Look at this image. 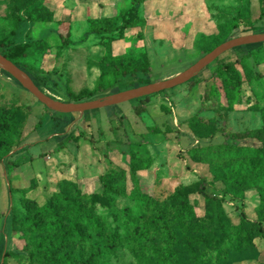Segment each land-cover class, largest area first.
I'll return each instance as SVG.
<instances>
[{"label": "rangeland", "instance_id": "rangeland-1", "mask_svg": "<svg viewBox=\"0 0 264 264\" xmlns=\"http://www.w3.org/2000/svg\"><path fill=\"white\" fill-rule=\"evenodd\" d=\"M132 7L131 0H0V43L14 35L18 43L35 41L20 64L40 81L45 94L76 103L68 92L77 95L94 87L109 41L113 56L136 63L145 57L151 68L150 74L139 72L119 80L111 90L116 94L119 89H134L183 73L224 42L237 16L250 25L242 36L264 33L259 0H141L137 13L144 23L126 30L122 38L118 32L106 39L92 32L93 23L101 18H112L120 26L122 14ZM258 45L235 48L221 56L220 62H229L231 75L240 82L221 71L218 74L214 63L196 76L195 83H185L146 101L87 111L81 119L50 111L0 69V133L5 128L6 112L21 121L15 126L19 129L17 143L0 157V258L8 250L6 264H33L29 254L42 237L27 223L40 206L55 197L58 184L70 180L86 194L101 192L100 176L112 170L128 173L126 163L134 157L151 162V167L137 173L139 185L127 174L118 185L124 196L112 199L109 209L96 206L98 214L107 218V235L119 229L122 236L131 238L142 230L144 220H152L143 213L145 207L139 198L145 196L157 209L169 213L177 207L171 196L183 190L197 214L203 216L198 222L205 231L190 230L194 236L223 229L234 234L243 216L264 227L259 190L235 195L216 178L214 164L195 163L188 155L198 144L224 141L222 133L210 136L208 126L227 132L263 128L264 49L255 52ZM212 73L217 75L211 78ZM137 107L144 111L137 113ZM69 137L66 145L55 151V142ZM203 179L208 184L199 193ZM207 194L218 200L207 202ZM114 213L120 214L121 221ZM124 214L138 225L131 226ZM217 215L223 219L221 227ZM252 244L258 256L233 264H264V239L256 238ZM146 245L156 246L157 241ZM190 249L191 245L181 252L176 249L170 263L217 264L214 258L203 263L201 258L206 254L198 249L199 259L193 260ZM91 250L99 258L97 264H146V260L158 264L154 255L140 259L126 242L119 246L95 242ZM74 252L79 254L83 249L78 246Z\"/></svg>", "mask_w": 264, "mask_h": 264}, {"label": "trees", "instance_id": "trees-1", "mask_svg": "<svg viewBox=\"0 0 264 264\" xmlns=\"http://www.w3.org/2000/svg\"><path fill=\"white\" fill-rule=\"evenodd\" d=\"M259 1L263 5L261 19L264 23V0ZM131 2L133 7L122 14V24L120 26H117L112 18H101L93 23L92 32L103 39L118 32L119 37L122 38L126 30L143 24L142 18L137 13V6L141 0H131ZM248 27L250 25L241 16H237L230 23L229 33L224 42L242 36V32ZM34 44L36 42L33 40L18 43L14 35L11 40L0 43V54L25 71L20 64V60L28 55L29 49ZM105 47L106 56L101 61V74L97 78L94 87L92 89L85 88L77 95L68 92L74 102L99 99L100 97H95L97 94H105L104 97L109 96L113 94L111 90L119 80L134 76L139 72L151 73V68L147 65L145 57L141 62L136 63L133 60H127L124 56H113L110 41L105 44ZM247 47L249 46H242L238 49ZM263 49L264 43H259L255 52L260 53ZM248 55L250 56L251 52H248ZM221 56L214 62L217 63V73L219 74L221 71L224 76L240 82L237 76L231 75L230 63L220 62ZM211 65L206 67L200 74L210 70ZM27 74L43 91L40 81L33 78L29 73ZM216 75V73H212L209 76L212 78ZM196 79L195 77L187 83H195ZM127 89H119V92ZM150 97L141 98L138 101H146ZM229 107L230 105L227 106V109ZM143 111L144 108L137 107V113ZM5 115L7 117L5 128L0 133V157L12 151L18 141L17 133L19 129L15 126L21 124V121L17 120L13 113L6 112ZM73 115L78 118L85 116H80L77 113ZM262 117L263 128L253 130L227 132L223 128L213 130L211 126H208L210 136L222 133L224 141L221 144H198L188 151V155L193 162L214 164L216 178L235 195L253 189L259 190L261 218L264 212V108L262 109ZM69 140L70 137L64 141L61 138L56 141L55 151L62 149ZM126 164L129 169L128 173L112 170L110 173L100 176L102 191L98 193L86 194L77 183L70 180H63L58 184V192L55 197L40 206L27 223L33 233L42 237V241L29 254L30 263L97 264L99 261L97 254L92 253V250L89 251L90 248H93L95 242H109L112 246H119L126 242L127 245H132L134 252L139 254L140 259L154 255L158 264H171V259L177 255L176 249L178 252L188 250L189 245H191L190 256L195 261L199 259L196 249L206 254V257L201 258L202 262L211 261L214 258L217 264H233L255 259L258 256L259 252L252 242L256 238L264 239V227L261 223L255 224L248 221L245 216L242 217L241 223L234 234L223 229L207 236L192 235L190 230L194 229L196 233H202L205 231V226L199 224L198 219L203 216L197 214V209L195 205L190 203L188 192L185 190L171 196V201L177 207H172L169 213L157 209L154 202L147 200L145 196L139 198V201H142L143 207H145L143 213L151 216L152 220H144L142 230L136 232L131 238L129 235L122 236L119 229L114 234L107 235L105 228L107 218L98 214L96 206L100 205L104 209H109L112 206V199L124 196V191L118 185L126 180L127 174L139 185L140 180L137 173L142 169L151 167L149 160L140 157H134ZM206 184H208L207 180L203 179L198 186L199 193L204 190ZM205 199L207 202L218 200L216 196L209 194L205 195ZM12 210L11 208L10 213ZM208 213V211L205 212L206 215ZM112 215L117 221H121L122 218L119 213ZM123 217L126 221H130L131 226L138 225L133 219L130 220L126 214ZM215 219L220 223V227L223 226V219L220 215H217ZM14 220L16 218L12 221L14 222ZM154 240L157 241L156 246L146 245L147 242ZM78 246L82 247L83 252L76 254L74 250ZM87 251L90 252L89 261L86 260ZM8 257L9 251L6 250L3 257L0 258V264H6ZM147 263L151 264L152 262L146 260Z\"/></svg>", "mask_w": 264, "mask_h": 264}, {"label": "water", "instance_id": "water-1", "mask_svg": "<svg viewBox=\"0 0 264 264\" xmlns=\"http://www.w3.org/2000/svg\"><path fill=\"white\" fill-rule=\"evenodd\" d=\"M259 43H264V33L240 36L223 42L204 57H202L190 68L172 79L118 92L104 98L79 103L61 102L45 94L26 72H24L21 68H19L2 54H0V69L14 78L24 89L32 94L50 111L60 114L77 113L80 114V116H83L87 111L138 100L183 85L198 76L206 67L214 63L224 53L235 48Z\"/></svg>", "mask_w": 264, "mask_h": 264}]
</instances>
